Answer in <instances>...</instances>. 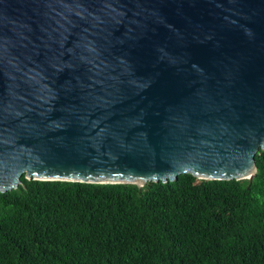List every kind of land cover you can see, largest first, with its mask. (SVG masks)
Returning <instances> with one entry per match:
<instances>
[{"label":"water","instance_id":"95a60500","mask_svg":"<svg viewBox=\"0 0 264 264\" xmlns=\"http://www.w3.org/2000/svg\"><path fill=\"white\" fill-rule=\"evenodd\" d=\"M264 0H0V191L254 180Z\"/></svg>","mask_w":264,"mask_h":264},{"label":"trees","instance_id":"16d2710c","mask_svg":"<svg viewBox=\"0 0 264 264\" xmlns=\"http://www.w3.org/2000/svg\"><path fill=\"white\" fill-rule=\"evenodd\" d=\"M254 180L86 183L0 191V264H264V150Z\"/></svg>","mask_w":264,"mask_h":264}]
</instances>
